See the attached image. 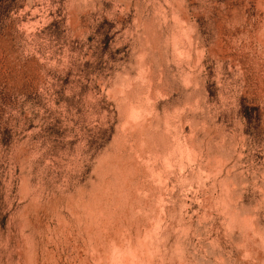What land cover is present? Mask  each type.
I'll list each match as a JSON object with an SVG mask.
<instances>
[{"label": "rangeland", "instance_id": "1", "mask_svg": "<svg viewBox=\"0 0 264 264\" xmlns=\"http://www.w3.org/2000/svg\"><path fill=\"white\" fill-rule=\"evenodd\" d=\"M0 264H264V0H0Z\"/></svg>", "mask_w": 264, "mask_h": 264}]
</instances>
